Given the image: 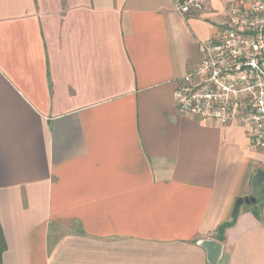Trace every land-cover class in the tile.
<instances>
[{"label": "crops", "instance_id": "obj_1", "mask_svg": "<svg viewBox=\"0 0 264 264\" xmlns=\"http://www.w3.org/2000/svg\"><path fill=\"white\" fill-rule=\"evenodd\" d=\"M237 1L0 0L2 264H209L237 209L220 264H264V152L175 102Z\"/></svg>", "mask_w": 264, "mask_h": 264}, {"label": "built area", "instance_id": "obj_2", "mask_svg": "<svg viewBox=\"0 0 264 264\" xmlns=\"http://www.w3.org/2000/svg\"><path fill=\"white\" fill-rule=\"evenodd\" d=\"M186 15L208 0H172ZM202 47L198 66L175 92L179 113L226 126L249 128L253 148L264 152V0H240Z\"/></svg>", "mask_w": 264, "mask_h": 264}, {"label": "water", "instance_id": "obj_3", "mask_svg": "<svg viewBox=\"0 0 264 264\" xmlns=\"http://www.w3.org/2000/svg\"><path fill=\"white\" fill-rule=\"evenodd\" d=\"M257 177L259 179V183H263L264 181V172L260 171L257 174ZM243 200H238L236 207L240 206L243 204ZM249 203V202H247ZM199 245L203 247L208 255V262L209 264H220V260L223 254V245L216 240H202L199 242Z\"/></svg>", "mask_w": 264, "mask_h": 264}, {"label": "trees", "instance_id": "obj_4", "mask_svg": "<svg viewBox=\"0 0 264 264\" xmlns=\"http://www.w3.org/2000/svg\"><path fill=\"white\" fill-rule=\"evenodd\" d=\"M263 203H264V190H261V199L259 200L258 204L263 205ZM238 215H239V209H237L234 212V214H233V216L229 222H225L219 227V229L217 230V240L219 242L224 241L226 230L229 229L230 227H232L233 225H235L237 218H238ZM5 248H6L5 242H4L3 234L1 231V227H0V264H2L1 257H2L3 252L5 251Z\"/></svg>", "mask_w": 264, "mask_h": 264}]
</instances>
